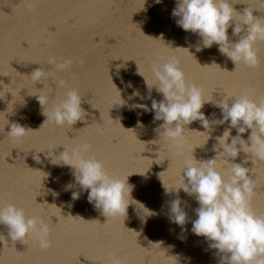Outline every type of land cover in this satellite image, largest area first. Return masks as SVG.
<instances>
[{
	"label": "water",
	"instance_id": "obj_1",
	"mask_svg": "<svg viewBox=\"0 0 264 264\" xmlns=\"http://www.w3.org/2000/svg\"><path fill=\"white\" fill-rule=\"evenodd\" d=\"M230 2L237 12L247 8L264 19L262 0ZM175 6L176 0H146L145 5L144 0H0V205L12 203L23 208L26 217L42 218L49 225L51 242L49 248L41 249L29 234L24 243L14 244L7 228L0 225V234L9 240L0 243V264H113L114 260L120 264H220L216 250L190 231L198 207L194 197L176 188L192 156L214 158L215 138L228 123L212 125L207 140L200 122L193 121L186 126L189 130L184 131L179 150L158 140L157 129L163 121L153 119L151 101L163 97L155 87H147L137 66L151 86L153 68L174 57L186 82L199 86L209 100L201 111L212 121L221 118L214 103L225 94L248 95L256 102L264 99V41L255 45L258 67H235L216 44L196 50L200 38L175 24L171 17ZM228 36L233 42L238 39L231 27ZM50 58L72 64L66 71H57L49 65ZM39 67L50 74L43 110L36 99L45 94L40 89L43 85L29 76ZM61 80L64 85L58 87L56 82ZM69 89L78 91L84 119L71 128L42 125L46 119L42 111L49 112ZM118 90L126 102L122 106H118ZM134 90L139 96H132ZM137 105H147L149 111ZM14 122L31 130L22 139L10 140ZM250 131L243 134L246 141ZM231 135H236L235 129ZM85 143L91 145L86 156L103 161L109 175L128 177L131 197L153 215L147 216V209L130 201L126 215L108 219L87 201L73 169L51 162H60L55 155L63 146L72 149ZM224 159L218 157V163L226 175L231 165ZM245 159L241 152L233 162L250 169L255 182L251 208L264 215V162L252 165ZM72 192H80L79 198L73 200ZM176 199L187 214L183 231L169 219ZM157 241L162 244H149Z\"/></svg>",
	"mask_w": 264,
	"mask_h": 264
},
{
	"label": "clouds",
	"instance_id": "obj_2",
	"mask_svg": "<svg viewBox=\"0 0 264 264\" xmlns=\"http://www.w3.org/2000/svg\"><path fill=\"white\" fill-rule=\"evenodd\" d=\"M154 2L160 3L161 0ZM145 3L146 0L144 5ZM232 5L230 0H176L171 17L175 18V24L183 31L200 38V44L196 46L197 51L201 50V46L210 48L216 44L218 51L228 57L235 67L243 64L256 68L259 65V57L255 45L258 41H264V19L254 16L253 10L247 8L242 13L237 12ZM230 27L232 35L238 37L235 42L229 39ZM48 63L57 71H66L72 61L57 62L50 58ZM137 74L143 77L150 90L155 87L163 97L160 101H151L153 119L163 121L157 129L158 140L166 141L179 150L182 147L184 131L189 130L186 126L193 121L200 122L205 131L198 132L207 133V140L212 125L228 123L223 133L215 138L217 143L213 146L214 158L197 160L192 156L181 171V183L176 190H183L194 197L198 207L194 210L196 219L191 222L190 231L197 237H203L208 247L216 250L220 264H264V215L258 216L250 203L255 195V182L249 175V168L244 167L243 163L233 162L241 152L246 154L245 162L251 160L252 165L264 162V99L256 102L248 95L232 98L230 94H225L223 99L214 103V106L221 110V118L209 121L201 111L209 100L204 98L199 86L186 82L179 62L174 57L153 68L151 86L138 71V66ZM29 76L36 84H42L40 89L45 92V81L49 80L50 74L39 67ZM56 84L58 87L63 86L64 81H57ZM131 86L129 82V87ZM118 91L121 101L118 106H122L126 102L121 98L120 90ZM132 96H139V92L134 90ZM36 99L43 110V106L48 102L46 92L36 95ZM137 107L149 111L147 105ZM42 114L46 117L42 125L49 122L59 127L71 128L77 121L84 119L78 91L69 89L59 103L54 104L47 113L42 111ZM232 129L236 130L234 136L231 135ZM29 130L31 129L14 122L10 125L8 137L10 140H19L27 135ZM248 130L251 131L246 141L243 134ZM90 148L91 145L87 143L72 149L63 146L64 150L55 155L59 156L60 162L55 163L53 159L51 162L73 169L72 174L80 191L87 192V201L100 210L102 215L108 219L126 215L127 207L133 204L130 201H136L131 197L133 186L128 184V177L109 175L103 161L86 156ZM218 157H224L223 162L231 165L226 175L219 170ZM162 186L164 187L163 183ZM68 187L71 185L66 186ZM79 196L80 192L71 193L73 200ZM147 210L150 213L147 216L154 214ZM169 219L184 230L187 214L181 208L179 199L171 202ZM0 225L7 228V236L14 244L24 243L31 234L41 249L50 247L49 225L42 218L26 217L24 209L12 203L0 205ZM6 241L9 242L0 234V243L4 244ZM149 244L161 245L162 242ZM170 256L178 257V254ZM113 264L120 262L114 260Z\"/></svg>",
	"mask_w": 264,
	"mask_h": 264
}]
</instances>
